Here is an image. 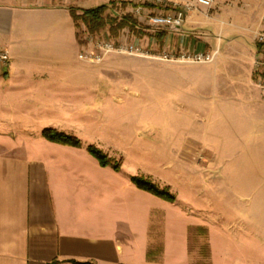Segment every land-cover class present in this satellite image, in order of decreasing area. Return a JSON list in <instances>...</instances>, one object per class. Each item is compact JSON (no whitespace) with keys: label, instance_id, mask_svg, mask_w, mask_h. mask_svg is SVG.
Returning <instances> with one entry per match:
<instances>
[{"label":"crops","instance_id":"crops-1","mask_svg":"<svg viewBox=\"0 0 264 264\" xmlns=\"http://www.w3.org/2000/svg\"><path fill=\"white\" fill-rule=\"evenodd\" d=\"M123 1L0 0L9 57L0 63V264H201L191 246L200 226L207 264H264V91L254 81L264 0H155L192 5L163 49L218 56L177 64L175 79L161 75L159 100L143 97L141 107L140 97L115 94L134 71L119 55L79 58L70 10ZM121 111L128 120L112 117ZM44 129L82 146L50 141ZM89 145L120 170L102 166ZM136 175L169 187L176 201L138 188ZM233 195L248 202L245 216L234 213ZM202 204L208 222L197 217Z\"/></svg>","mask_w":264,"mask_h":264},{"label":"rangeland","instance_id":"rangeland-1","mask_svg":"<svg viewBox=\"0 0 264 264\" xmlns=\"http://www.w3.org/2000/svg\"><path fill=\"white\" fill-rule=\"evenodd\" d=\"M166 1H155L149 2L145 0V6L147 7V12H163L164 10L169 9L167 6H164ZM108 7L103 14L105 19V26L100 28L97 32L92 33L87 25L82 21H78V40L80 42L84 41L85 36L88 33H91L94 36H98L99 38L108 37L114 42H126V43H137L142 48V53L140 54H130L125 52H111L109 54H117L118 62L122 65L130 67L134 69L133 72L126 74L121 77V85L117 87L115 92L116 96L119 97H140L139 103H136V106H143L144 101L143 97H156L159 100L160 92L156 91L159 88V82L161 75L163 77H168L170 80L176 78V65L177 64H195V65H207L214 61H216L218 54H214V58L212 61L208 62H187L181 58L180 53L177 52H169L161 46V42L163 38H159L158 35H164L167 30L154 28L147 22V19H139L137 15H135L134 7L137 5V0L131 1H123V2H111L108 3ZM148 12V13H150ZM78 13H81L79 10ZM129 21L125 26L119 27L123 20L126 19ZM133 25V26H132ZM256 43V41H255ZM259 45L256 43V58L254 60V81L259 90L264 91V71L257 67V60L259 59V50L262 48L258 47ZM78 50L74 51V56H77ZM108 54V55H109ZM107 55V56H108ZM106 56V57H107ZM105 57V58H106ZM82 60V59H81ZM84 62L100 64L101 62H90L87 60H82ZM155 64H163L168 65V74L165 73V70L157 68L155 69ZM160 67V66H158ZM152 68V69H150ZM175 68V69H174ZM153 82L151 86L149 81ZM130 84V85H129ZM151 91H147V90ZM151 92V93H147ZM138 101V100H136ZM130 113L119 112L113 114L112 117L116 118V121H125L128 120ZM221 148V147H220ZM221 149H227V147H223ZM237 149V147H234ZM240 149V148H239ZM241 150V149H240ZM113 159V158H112ZM115 160V159H114ZM119 162L118 160H115ZM180 165V163H179ZM186 175H191L194 172L193 168L186 167L184 169ZM209 180L206 179V181ZM205 179H202L200 183L197 182V185L201 188V191H204L208 188V185L204 182ZM226 187V186H225ZM241 196V195H240ZM240 196H231V202L234 207V213L236 212L235 208L238 207L239 211H241V215L245 216L250 206L248 202L242 199ZM230 199V197H229ZM228 199V200H229ZM195 207V206H194ZM225 207H227L225 205ZM198 209L201 210L200 215L198 214V218L201 222L203 220L208 222L207 212L208 208L204 206V204L198 206ZM203 211V212H202ZM204 214V215H203ZM203 227V226H200ZM191 246L192 248L200 247V257L198 258V263L207 264L208 256H209V245L207 235H204L201 229L193 228L191 230ZM160 253H151V256H157ZM157 259V257H154ZM171 264V263H170Z\"/></svg>","mask_w":264,"mask_h":264},{"label":"built area","instance_id":"built-area-1","mask_svg":"<svg viewBox=\"0 0 264 264\" xmlns=\"http://www.w3.org/2000/svg\"><path fill=\"white\" fill-rule=\"evenodd\" d=\"M149 2H154L153 0H148ZM199 3L203 5L210 6L213 0H198ZM169 9L163 12H147V7L145 6V0H137V5L134 7L135 15L139 19H147L149 25L154 28L164 29V30H175L180 28L186 18V14L192 9L190 3L180 4V3H166ZM262 22L264 24V15L262 17ZM258 47L262 48L259 50V59L257 60V67L264 71V27L256 34L255 38ZM111 52H125L130 54H140L142 53V48L137 43H126V42H114L108 37L94 36L88 33L84 41L81 42V50L79 53V58L82 60H87L90 62H102L105 57ZM214 54L211 53H183L181 55L182 60L187 62H208L212 61ZM8 54L5 50L0 49V63L5 65L8 64Z\"/></svg>","mask_w":264,"mask_h":264},{"label":"trees","instance_id":"trees-1","mask_svg":"<svg viewBox=\"0 0 264 264\" xmlns=\"http://www.w3.org/2000/svg\"><path fill=\"white\" fill-rule=\"evenodd\" d=\"M108 5H99L94 8L89 9H81V13H78L79 10L77 8L72 7L71 13L78 27V21L82 20L87 27L90 29L92 33L97 32L100 28L105 26V19L103 17L104 12L106 11ZM126 19V18H125ZM129 21L123 20L120 24V28L125 26ZM133 26V25H132ZM159 38H163L162 34L158 35ZM43 136L50 141L72 145L76 147L82 146V142L76 138L75 136L54 130V129H44ZM89 153L93 155L102 166H113V168L117 171L121 168V162H116L114 159L108 156L102 149L89 145L87 147ZM132 182L140 189L148 191L166 201L174 203L176 201V196L170 191L169 187H160L158 186L150 177H146L144 175H136L131 177ZM195 229H201L204 235L208 234V229L206 227H196ZM209 258V256H208ZM209 261V259H208ZM73 264H94L93 262H78L71 261Z\"/></svg>","mask_w":264,"mask_h":264}]
</instances>
